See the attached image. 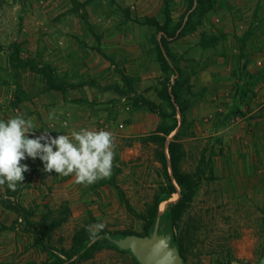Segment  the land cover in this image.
Listing matches in <instances>:
<instances>
[{
  "label": "rangeland",
  "instance_id": "374dc122",
  "mask_svg": "<svg viewBox=\"0 0 264 264\" xmlns=\"http://www.w3.org/2000/svg\"><path fill=\"white\" fill-rule=\"evenodd\" d=\"M65 1L70 12L77 13L65 15ZM163 1L164 11L157 18L145 13L148 8L154 10L155 0H99L95 18L84 10L86 16L79 21L75 14L81 17L80 0H0L1 57V53H8V58L17 59L18 45L24 44L27 54L31 53L34 61L41 64L37 73L47 79L46 86L62 85L69 90L88 87L97 95L99 104L116 109L110 118L115 126L98 127L111 132L114 138L109 177L88 186L73 182L59 189L49 181L37 189L30 185L25 172L23 183L15 191L6 185L0 188V264H51L53 256L71 250L75 235L88 236L86 227L96 223L105 224L100 237L125 252L103 248L72 259L73 264H139L121 243L130 235L120 239L105 235L125 232L151 237L155 228L158 242L176 252L177 246L181 247L182 257L177 254L183 264L264 263V119L256 120V114H251L264 103V84L260 82L264 83V68L255 73L257 84L239 69L232 72V84L223 86V74L219 72L212 85L220 89L209 95L211 80L203 74L209 60L203 50L193 49L186 57L176 56L182 73L178 79L172 67L163 73L157 60L155 29L170 33L173 29H235L237 8L243 0L229 2L232 20L225 14L224 18L219 17L220 10L226 9L225 0ZM256 1L245 2L260 11L251 29H264V0ZM62 23L67 29L81 26L82 34H69L67 39V72L71 76L65 82H53L48 80L51 77L42 64L44 49L50 45L42 29ZM112 29H132L138 38L140 29H147L142 32L147 45H143L137 64H129L116 46L112 49L102 44L105 32ZM73 39L81 48L92 44L96 49L98 61L93 79H83V73L90 72L91 67H81L78 59L83 58V53L95 59L96 54L73 50ZM54 68L57 71V66ZM145 77L147 80H143ZM175 82L179 101L177 104L170 97L169 105L160 99V93L166 87L170 94ZM255 84L259 86L257 92L253 89ZM173 110L177 128L160 146L161 135L154 133V120L158 124H169L170 120L161 119L157 111L168 115ZM258 114L264 115V105ZM121 125L132 126L133 133L127 134ZM174 137L185 152L181 170L189 175L191 186L190 196L184 201L185 211L172 227L173 244L170 233H159V223L168 206L181 198L169 166L166 176L160 162L161 153L168 160L167 144ZM66 180L63 176L54 179L57 183ZM169 183L175 193L157 205L152 232L144 235L143 227L154 212L155 200L165 194Z\"/></svg>",
  "mask_w": 264,
  "mask_h": 264
},
{
  "label": "crops",
  "instance_id": "0c3cea01",
  "mask_svg": "<svg viewBox=\"0 0 264 264\" xmlns=\"http://www.w3.org/2000/svg\"><path fill=\"white\" fill-rule=\"evenodd\" d=\"M155 1L154 10L148 8L150 10L148 11L147 9L145 13L155 14L154 16L158 18V15L164 11V1ZM225 1L226 9L220 10L219 17L224 18L225 14V18L227 16L232 20L233 14L229 8L231 0ZM80 2L81 5L78 8H80L81 17L75 14L76 19L80 21V18L86 16V13L90 18L94 19V11L99 9V0H80ZM245 2L246 0H243L242 6L237 8L235 16L237 20L234 22L235 29H175L171 38H168L160 29H155L158 36L156 47L160 48L172 68L171 62L161 48V39L163 37L166 39V44L170 48L171 54L175 57V61L177 57H186L187 53H190L193 49L203 50L209 60V66L203 72L211 80L209 84L212 91L209 95L216 94L217 89H220L212 85L217 80L219 72L223 74V78H220L223 80V86L224 84L228 86L232 84L233 80H235L232 72L239 69L245 73L247 72L251 76V82L255 81L257 84L255 73L264 68V29H251V24L253 26V20L258 19L260 11H255L256 6L250 7ZM69 8L68 1H65V15H69L71 12L77 13V11L70 12L71 9ZM84 10L86 13H84ZM193 10L194 7L189 13L193 12ZM103 16L105 17V15ZM105 20L103 18V23ZM48 27L47 29H42L45 33V38L49 40L50 44L45 47L46 50L44 49L43 68L45 71H48L51 77L48 79L49 81L65 82L71 76L67 72L69 64L67 62L69 50L67 39H69V34H82V27L78 26L76 29H67L63 23L58 26ZM33 30L36 31L37 29ZM144 30L146 31L147 29H140L141 38H138L136 33L132 34V29H123L122 32L112 29L105 32L102 44H107L105 46L112 49L116 46L119 50H122V56L129 64H137V59L142 58L143 45H147V40L142 37ZM259 37L262 39H259ZM203 38H205V43L203 42ZM208 38H211V42H207ZM18 46L19 57L17 59L8 58V53H1L2 57L0 56V119L6 120L19 115H22L26 119L34 118V124L36 125L34 130L36 132L34 136L29 135L30 139L37 138L44 132H49L48 135L52 138L60 135H68L71 138L72 131H79L81 129L98 131V127H101L102 124L115 126V123L110 120L115 114L116 109L114 107L99 104L97 95L92 90L88 91V87L83 86L69 90V88L67 89L62 85H58V87L46 86L45 81L47 79H44L40 73H37L41 64L38 65L37 61H34L31 53L27 54L24 44L20 43ZM71 48L77 51L80 50L81 52L85 50L96 54L95 59L88 58L84 53L81 55L83 58L78 59L81 67H84V65L91 67L90 72L86 71V73H83V70L86 68L81 70L83 75L85 74L82 76L84 77L83 79H93L95 76L93 68L95 67V62L98 61L96 49L93 48L92 44L83 45L81 48L75 39H73ZM31 50L33 52L36 51V49ZM134 58L136 60L132 61ZM55 66L58 68L57 71L54 68ZM30 67H33L34 70ZM177 68L181 70L178 64ZM86 74H89V77L86 78ZM144 75L147 76L146 73ZM143 80H147V77L143 78ZM242 80L245 81L244 79ZM260 82L261 85L264 84L262 80ZM240 84L243 85V83ZM256 84L253 85L255 92H257L259 87ZM261 99L264 100L263 98ZM263 105L264 103L262 105L259 104L257 109L251 113L256 114V120L260 121L264 119V115L258 114ZM50 113L53 115V119L51 120L49 119ZM158 123L157 120H154V129ZM125 127L122 126L127 134L133 133L132 126ZM23 162L29 168L28 178L30 179V185L35 186L37 189L39 186L42 187V183L48 184L49 181L57 189L66 188L74 182L73 176H63L64 179L68 180L62 183L55 182L54 179L56 177L59 179L61 176L56 175L55 172H44L43 163L39 158L35 160L26 158Z\"/></svg>",
  "mask_w": 264,
  "mask_h": 264
},
{
  "label": "clouds",
  "instance_id": "9594fccd",
  "mask_svg": "<svg viewBox=\"0 0 264 264\" xmlns=\"http://www.w3.org/2000/svg\"><path fill=\"white\" fill-rule=\"evenodd\" d=\"M49 119H53L50 113ZM34 118L13 116L0 119V188L15 191L29 171L21 161L39 158L43 171L59 176H73L77 185H92L111 175L114 160L113 134L104 130L81 129L68 135L52 138L49 132L35 135ZM104 223L88 225L90 239L100 238Z\"/></svg>",
  "mask_w": 264,
  "mask_h": 264
},
{
  "label": "trees",
  "instance_id": "16d2710c",
  "mask_svg": "<svg viewBox=\"0 0 264 264\" xmlns=\"http://www.w3.org/2000/svg\"><path fill=\"white\" fill-rule=\"evenodd\" d=\"M161 31L164 32V34L168 37L171 38L174 34L175 29H173V31L170 33L169 31H167L166 29H160ZM161 48L163 50V52L165 53V56L169 59V61L171 62V65L173 66V68L176 71L177 74V79L180 78L182 76L181 71L177 68V64L175 61V57L171 54V52L168 49V46L166 44L165 38L161 39ZM157 60L161 66V70L163 73H167L169 72V68L170 65L167 62L166 58L164 57V55L162 54V51L160 50V48H157ZM31 69L34 70L33 67H30ZM178 82V80H177ZM178 83H174V85L172 86L171 89V95L167 92V88L164 87L163 90L160 93V99L168 102L169 105H171V99L173 98L177 104L179 101V97H178ZM241 96H245V93L241 92ZM171 97V99H170ZM147 106H150V103H146ZM158 112V116L161 119L164 118H168L170 120L169 124H165V123H160L157 125V127L154 130V133L157 135H161L159 140V145L163 146L165 143V139L166 137H168L176 128H177V120L175 118V111L173 110L172 113L165 115L166 113L162 112V111H157ZM180 113L183 114L184 112L182 111V109L180 110ZM184 122V117L182 119V124ZM181 124V125H182ZM167 153H168V160H166V157L164 155V153L160 154V162L163 166V169L165 170L166 176H167V172H168V166L171 172V177L174 180L175 184L179 187L180 189V200L174 204V205H169L167 208V211L165 213V216L162 218L161 222L159 223V225L161 226L159 233L161 232H168L170 233L171 236V242L174 244L175 240L174 237L172 236V227L175 223L176 220H178L182 214L185 211V206H184V201L185 199H187V197L190 196L189 193V188H190V177L188 174L184 173L181 170V163L184 159L185 156V152L182 148V145L178 142V140L176 139V137L173 138L172 141H170L167 144ZM116 190H118L117 187H115ZM173 193H175V188L172 185V183L168 184V189L166 190L165 194L160 197L157 198L155 200V204H154V212L152 214V216L149 218V220L146 222V225L143 227V231H144V235H149L152 232L153 226H154V222L156 219V207L157 205L162 202L163 200L169 198ZM127 235H132L131 233H125V232H116L115 234H110V233H106L105 236L114 238V239H120L122 237H125ZM106 237L101 236L100 238L96 239L95 241H92L90 239V236H86V237H82L79 235H75L73 237V245L71 247V250L68 252H61V254L59 255H55L53 256V261L51 262V264H73L72 259L74 258H83L85 257L87 254H91L93 252H97L103 248H111V249H115L117 251H121V252H125L123 250H121L117 245H115L113 242L106 240ZM129 252V251H126ZM177 252L178 254L181 256L182 251H181V247L177 246Z\"/></svg>",
  "mask_w": 264,
  "mask_h": 264
},
{
  "label": "water",
  "instance_id": "95a60500",
  "mask_svg": "<svg viewBox=\"0 0 264 264\" xmlns=\"http://www.w3.org/2000/svg\"><path fill=\"white\" fill-rule=\"evenodd\" d=\"M121 243L139 264H183L175 249L157 241L156 228L151 237L130 235L122 239Z\"/></svg>",
  "mask_w": 264,
  "mask_h": 264
},
{
  "label": "built area",
  "instance_id": "2783aa9c",
  "mask_svg": "<svg viewBox=\"0 0 264 264\" xmlns=\"http://www.w3.org/2000/svg\"><path fill=\"white\" fill-rule=\"evenodd\" d=\"M21 164H26V163H24L23 161H21Z\"/></svg>",
  "mask_w": 264,
  "mask_h": 264
},
{
  "label": "bare ground",
  "instance_id": "6f19581e",
  "mask_svg": "<svg viewBox=\"0 0 264 264\" xmlns=\"http://www.w3.org/2000/svg\"><path fill=\"white\" fill-rule=\"evenodd\" d=\"M164 203H162L161 205H163Z\"/></svg>",
  "mask_w": 264,
  "mask_h": 264
}]
</instances>
